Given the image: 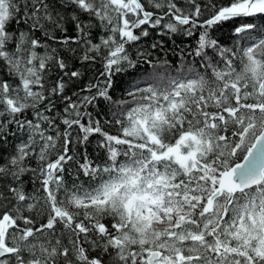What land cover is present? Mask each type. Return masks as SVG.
<instances>
[{"label": "snow or ice", "instance_id": "snow-or-ice-1", "mask_svg": "<svg viewBox=\"0 0 264 264\" xmlns=\"http://www.w3.org/2000/svg\"><path fill=\"white\" fill-rule=\"evenodd\" d=\"M0 264H264V0H0Z\"/></svg>", "mask_w": 264, "mask_h": 264}, {"label": "trees", "instance_id": "trees-1", "mask_svg": "<svg viewBox=\"0 0 264 264\" xmlns=\"http://www.w3.org/2000/svg\"><path fill=\"white\" fill-rule=\"evenodd\" d=\"M177 42H179V41H177ZM169 59H172V61H173V65H175V63H176L175 58L172 57L171 54H169ZM144 68H147V65H145ZM126 79H127V78H126ZM120 94H121V93H120L119 91L116 92V95H117V96H119ZM89 151L91 152L92 149L90 148ZM93 155H94V153H93Z\"/></svg>", "mask_w": 264, "mask_h": 264}]
</instances>
